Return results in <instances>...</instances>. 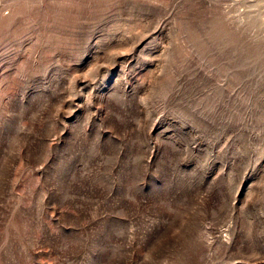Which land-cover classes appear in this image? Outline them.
Instances as JSON below:
<instances>
[{"label":"rangeland","instance_id":"374dc122","mask_svg":"<svg viewBox=\"0 0 264 264\" xmlns=\"http://www.w3.org/2000/svg\"><path fill=\"white\" fill-rule=\"evenodd\" d=\"M0 264H264V0H0Z\"/></svg>","mask_w":264,"mask_h":264}]
</instances>
